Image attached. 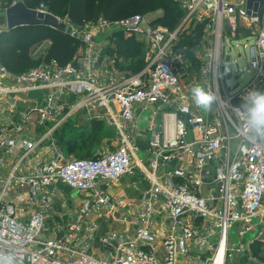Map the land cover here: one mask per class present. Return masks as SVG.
Here are the masks:
<instances>
[{
    "label": "built area",
    "instance_id": "2783aa9c",
    "mask_svg": "<svg viewBox=\"0 0 264 264\" xmlns=\"http://www.w3.org/2000/svg\"><path fill=\"white\" fill-rule=\"evenodd\" d=\"M246 6L183 0L185 21L202 23L213 44L195 67L177 50L180 28L143 14L83 24L90 29L63 19L80 43L65 65L51 58L14 74L0 61V264H226L238 223L240 239L258 229L249 244L260 242L264 257V140L237 131L235 109L249 91H264L263 13L250 17ZM119 32L147 54L129 76L108 66ZM241 49L248 66L229 86ZM195 84L217 92L211 112L193 104ZM81 110L117 129L115 149L63 153L54 134ZM137 175L147 183L139 196L117 190Z\"/></svg>",
    "mask_w": 264,
    "mask_h": 264
},
{
    "label": "trees",
    "instance_id": "16d2710c",
    "mask_svg": "<svg viewBox=\"0 0 264 264\" xmlns=\"http://www.w3.org/2000/svg\"><path fill=\"white\" fill-rule=\"evenodd\" d=\"M5 1H7L6 6H10L13 2V0ZM24 2L33 9L45 5L50 12L58 17H68L77 25L93 22L101 17L109 21H116L135 14L145 15V12L154 7H162L166 12L165 17L156 19V22L174 27L176 22L172 20V16L176 15L177 12L179 13L177 9L172 7L173 0H24ZM121 33L119 32L118 35L120 38L116 36L118 49L120 48V53L118 51L117 53L122 54L121 56L125 58V61L131 63L129 66L139 72L146 65L145 54L142 52L144 45L132 37H123L124 33ZM198 33L194 31L187 35L183 34L184 37L180 40H184L185 37L194 39ZM47 37L53 39V45L48 52L50 59L55 58L62 65L74 59L80 44L75 37L46 26H24L14 31L3 30L0 32L1 63L14 74L29 70L36 64L30 55L31 45ZM178 45L177 50H185L192 60L195 58V56L192 57L189 47L182 49V45ZM253 247L254 250L258 251L260 242H255L252 249Z\"/></svg>",
    "mask_w": 264,
    "mask_h": 264
},
{
    "label": "crops",
    "instance_id": "0c3cea01",
    "mask_svg": "<svg viewBox=\"0 0 264 264\" xmlns=\"http://www.w3.org/2000/svg\"><path fill=\"white\" fill-rule=\"evenodd\" d=\"M122 34V33H121ZM119 33L117 34V37ZM106 35H102L98 38H103ZM125 38L132 37L136 41H138L135 37L130 35H123ZM120 38V37H119ZM117 40H114L111 43L112 46L107 47V52L116 51V55L112 54V60L109 63V70H113L119 73V68L121 62L125 61V58L121 56L120 48L118 49ZM113 48V49H112ZM142 52L145 54V58H147L146 50L144 46H142ZM127 62V61H125ZM131 63L127 62V74L126 76L134 74L136 71L130 67ZM119 67V68H118ZM137 73V72H136ZM115 127L110 125L107 121H98L93 120L91 118V112L87 110H81L77 114L73 115L69 119H67L64 123H62L59 128L56 130L54 136L56 142L60 146V149L67 157H77L78 155L83 158H95L102 155L105 151H107V147L102 144V142L98 146V142L100 141V136L103 134H108L109 130L113 131ZM114 132V131H113ZM113 144L110 149H114L117 146ZM69 147L74 150L69 152ZM102 151L99 155L96 153ZM84 153L86 155H84ZM147 183L141 179L139 175L137 176H127L123 177L119 185L117 186V190L124 191L130 197H137L141 194V192L146 188ZM66 191L72 192L70 189L64 187ZM241 223H238L235 227L231 229L230 232V243H234L235 249L232 250V256L227 258L226 264H264V257L261 255L260 249L258 251L252 249V245L250 246L251 239L248 238L249 234L256 235V231L248 232L244 235L243 239L239 238V229ZM118 228H122L121 225L117 226ZM236 235V236H235ZM255 251V252H254Z\"/></svg>",
    "mask_w": 264,
    "mask_h": 264
},
{
    "label": "rangeland",
    "instance_id": "374dc122",
    "mask_svg": "<svg viewBox=\"0 0 264 264\" xmlns=\"http://www.w3.org/2000/svg\"><path fill=\"white\" fill-rule=\"evenodd\" d=\"M173 1H174L172 4L173 9H175V10L177 9L179 11V13L177 12L176 15L172 16L173 19L170 18L176 22V23H174L175 26L170 27L169 25H166L165 23H163L166 27H168L172 31L179 29L180 26L183 24V22L186 19V12L182 7L183 6V0H173ZM13 2H14V0H13ZM6 4H7V1L0 0V32H1V29L5 25H7V19H6V7L7 6H6ZM165 13L166 12H165L164 8L154 7L153 9L145 12V15L149 18L158 19V18L165 17ZM263 14H264V11H263ZM60 18H62L64 20L69 19L68 17H61V16H60ZM77 26H81V25H77ZM83 26L84 25H82V27ZM86 26H84L83 29H90V28H87ZM202 27H203L202 23H198V22H196V19H192L191 21L186 22L184 24V26L179 31L180 32V39L184 37V36H182L183 34L187 35V34H190L194 31L199 32L196 35V38L193 39V38L185 37L184 40H180V43L178 45V46L182 45V49L184 47L190 48V52L192 53V57L195 56V58L193 60L190 59L192 65L194 67L199 62L198 57L200 55H205L207 53V51H210L211 48H213L212 41L210 42V36L203 30ZM47 38H49V37H47ZM43 40L44 39H41V40L34 42L30 47V55H31L32 59L36 62V64L33 67L40 66L44 63H47L50 60V58L48 57V52H49L50 48H45V45L43 44V42H44ZM241 50L244 53V55L240 58H238L237 52L235 50L233 51L232 57L234 60H237V62L239 63L241 71L238 70L236 64L234 66H232L234 69V76L232 79H230L228 81L229 86H232L237 82V78H238L237 75H241L243 73L244 69L248 66V60H247V57L245 56V54H248V51L247 50L244 51L243 49H241ZM145 57H144V61L146 62L147 58H145ZM126 63L127 62L123 61L120 64L121 65L120 68L118 67L120 70L119 73L121 76H126L125 74H127ZM33 67H31V68H33ZM150 114H151V110H149V109L143 110L141 112L139 119H138L139 120L138 121L139 126L141 128H146L148 126L149 120H150ZM113 131L109 130L108 134H103L102 136H100V141L98 142V146L102 142V144L104 146H106L108 150H113L112 148L110 149V147H112L113 144H116V142H118L117 129L115 128ZM71 150L73 151L74 148L71 149L69 147V152H71ZM101 152L102 151H99L96 154L99 155ZM84 155H86V154L84 153ZM75 156L80 157L78 155H75ZM248 238L253 239L254 234H249Z\"/></svg>",
    "mask_w": 264,
    "mask_h": 264
},
{
    "label": "clouds",
    "instance_id": "9594fccd",
    "mask_svg": "<svg viewBox=\"0 0 264 264\" xmlns=\"http://www.w3.org/2000/svg\"><path fill=\"white\" fill-rule=\"evenodd\" d=\"M215 75L222 74L217 70ZM190 92L193 104L205 113L211 112L220 102L217 92L202 84H195ZM235 109L239 118L237 131L249 141L264 140V91H249Z\"/></svg>",
    "mask_w": 264,
    "mask_h": 264
},
{
    "label": "water",
    "instance_id": "95a60500",
    "mask_svg": "<svg viewBox=\"0 0 264 264\" xmlns=\"http://www.w3.org/2000/svg\"><path fill=\"white\" fill-rule=\"evenodd\" d=\"M247 15L250 17L260 16L264 11V0H247ZM7 28L6 31H14L17 28L24 26H46L56 31L73 34V25L65 22L52 12L40 11L30 8L24 0H14V2L6 9ZM180 26V29L184 26ZM229 61V56L226 62ZM231 72L228 73V77Z\"/></svg>",
    "mask_w": 264,
    "mask_h": 264
}]
</instances>
